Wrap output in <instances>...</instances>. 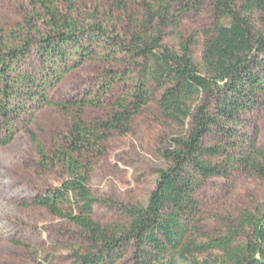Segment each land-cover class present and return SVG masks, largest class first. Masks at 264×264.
<instances>
[{"label": "trees", "instance_id": "trees-1", "mask_svg": "<svg viewBox=\"0 0 264 264\" xmlns=\"http://www.w3.org/2000/svg\"><path fill=\"white\" fill-rule=\"evenodd\" d=\"M26 3L23 22L0 29V147L24 133L38 170L62 173L31 205L77 229L83 247L71 251L74 263L118 264L129 255L136 264H177L217 254L213 264H264V209L241 213L222 236L201 241L197 200L211 179L241 173L264 181L252 122L264 111V0H110L108 13L97 7L86 17L75 0ZM206 6L213 23L202 32L197 65L198 42L181 26ZM91 62L112 69L81 97L54 101L52 92ZM153 102L178 128L159 150L167 167L145 204L108 205L122 222L102 226L93 220L100 202L92 175L105 144L130 133ZM44 109L69 121L49 151L30 129ZM90 112L103 116L89 120Z\"/></svg>", "mask_w": 264, "mask_h": 264}, {"label": "rangeland", "instance_id": "rangeland-1", "mask_svg": "<svg viewBox=\"0 0 264 264\" xmlns=\"http://www.w3.org/2000/svg\"><path fill=\"white\" fill-rule=\"evenodd\" d=\"M81 17L94 12H109L110 0H75ZM29 13L26 0H0V29L10 31L23 22ZM213 23L210 8L185 19L181 32L194 37L198 46L193 58L201 62L202 32ZM177 50L173 37L165 40ZM109 69L108 65L91 62L72 72L52 92V99L63 102L81 97L94 88ZM118 93L123 89L118 87ZM100 112L87 113V119L101 118ZM258 129V147L264 149V111L252 118ZM68 118L55 109L40 111L30 129L46 151L54 140L68 129ZM178 128L166 119L155 102L144 109L132 124L130 133L115 135L105 144V154L97 165L90 182L93 196L100 202L94 209L93 220L102 225L122 222L121 216L108 205H143L154 189L157 171L167 164L159 156L166 140L177 134ZM245 132H250L246 129ZM37 157L26 134L20 133L6 147H0V264H75L71 251L83 247L77 229L51 216L44 209L31 205L32 200L47 187H57L63 180L61 172L43 173L38 170ZM198 219L204 237L217 238L225 233L229 221L241 213L264 209V181L234 173L230 178L211 179L197 197ZM217 255V254H215ZM215 255H196L177 264H213ZM118 264H136L126 256Z\"/></svg>", "mask_w": 264, "mask_h": 264}]
</instances>
